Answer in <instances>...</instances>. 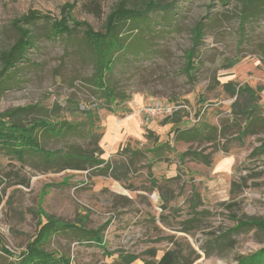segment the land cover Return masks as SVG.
Returning <instances> with one entry per match:
<instances>
[{"label": "rangeland", "instance_id": "374dc122", "mask_svg": "<svg viewBox=\"0 0 264 264\" xmlns=\"http://www.w3.org/2000/svg\"><path fill=\"white\" fill-rule=\"evenodd\" d=\"M73 1L0 0V64L1 51L19 36L15 19L33 9L61 19L62 6ZM120 1L100 0L98 14L78 1L70 14L101 31ZM156 1L173 2V9L152 12L148 23L126 32L131 50L115 54L106 77L112 102L93 81L94 54L83 28L55 37L47 23L30 27L35 42L28 59L0 84V114L33 106L25 123L44 118L82 127L84 121L85 133L40 132L38 139L49 150L102 149L97 158L104 162L62 169L40 155L20 159L0 148V264H11L34 240L43 211L78 226L44 245L69 264L132 257L131 264H155L166 252L178 264H263L264 229L247 223L264 226V0L243 23L241 0ZM246 85L257 90L256 109H244L249 102L230 93ZM151 103L188 106L144 123L141 109ZM133 115L135 131L121 125ZM178 131L203 136L188 141ZM79 228L99 236L86 239Z\"/></svg>", "mask_w": 264, "mask_h": 264}, {"label": "trees", "instance_id": "16d2710c", "mask_svg": "<svg viewBox=\"0 0 264 264\" xmlns=\"http://www.w3.org/2000/svg\"><path fill=\"white\" fill-rule=\"evenodd\" d=\"M78 1H82L85 8L92 13L98 14L100 12V0H74L68 2L62 6L61 19H54L50 14H44L38 10H30L28 13L15 19L14 25L17 27L19 36L15 43L9 48L1 51V64H0V84L5 82V78L9 76L12 70L16 69L23 60L28 59L27 54L29 49L34 45L35 37L33 36V25L40 22L49 24L52 36L70 35L73 31L83 28L85 39L93 49L94 54V74L93 81L97 85L100 91L106 95L107 99L112 102L116 95L112 91L106 82V77L111 72L116 58L115 54L118 52H129L131 45L126 43V32L135 31L140 27V23H148L150 14L152 12L162 10L168 11L173 9V2L161 4L156 0H142L139 5H128L124 0L116 4L106 18V23L101 31H95L85 21H74L71 17V10H73ZM243 4L244 14L241 16L242 23L245 20L249 8L252 7L258 0H241ZM248 10V11H247ZM200 25L196 26L195 39H199L201 36ZM264 48V47H263ZM129 50V51H128ZM194 67V60L192 56H189L188 71L191 72ZM226 86H230L229 83ZM230 93L232 96L238 95L242 97L249 104L244 106V109L253 107L257 99V90L246 85L240 88L231 87ZM35 111L33 106L16 107L11 111L0 114V148L4 149L8 153L23 159L27 152L40 155L44 158L45 162L49 166L60 165L62 169H74V170H90L95 166H99L102 159L97 158L103 153L102 149L99 152H92L89 150L87 153L79 150H73L74 146H70L68 149H64L70 156H64L62 149L49 150L46 149L38 139V134L44 132L48 135H52L56 138H63L69 133H85V122L80 125H74L70 121H51L44 118H35L30 122L25 123L22 120L26 117V114H30ZM256 110L251 111L250 114L254 115ZM88 118L91 119L90 112L88 111ZM91 125V123L89 122ZM83 129V130H82ZM87 132L91 135L92 133ZM178 137L180 139L190 140L193 136H203L201 133H191L178 131ZM192 134V135H190ZM94 136V135H92ZM189 136V137H185ZM157 149V148H156ZM157 153L159 148L156 150ZM153 152V153H154ZM140 153L136 151V155ZM108 166V165H107ZM40 217H45L46 220L40 227L37 236L34 240L28 242L26 248L22 250L15 260L11 264H69L70 258L64 255L56 254L55 252H49L45 249L44 245L49 238L61 231H77L78 226L71 222H63L53 219L47 215L46 212H41ZM260 220H255L247 225L257 226L264 229V226L258 223ZM241 226H247L245 223H240ZM241 228V227H240ZM81 229V234L86 239L92 240L99 236L98 232H91L86 229ZM101 239V238H98ZM3 252L8 255L15 256L6 247H3ZM135 258L125 259L122 264H131ZM177 257L172 252H166L162 258L155 264H178ZM147 264V263H146ZM154 264V263H153ZM264 264V262H263Z\"/></svg>", "mask_w": 264, "mask_h": 264}, {"label": "built area", "instance_id": "2783aa9c", "mask_svg": "<svg viewBox=\"0 0 264 264\" xmlns=\"http://www.w3.org/2000/svg\"><path fill=\"white\" fill-rule=\"evenodd\" d=\"M183 106L187 107L188 105H179L176 103H151L145 105L141 112L144 116V123H149L155 118H161L171 115L178 107Z\"/></svg>", "mask_w": 264, "mask_h": 264}, {"label": "crops", "instance_id": "0c3cea01", "mask_svg": "<svg viewBox=\"0 0 264 264\" xmlns=\"http://www.w3.org/2000/svg\"><path fill=\"white\" fill-rule=\"evenodd\" d=\"M135 119V120H134ZM133 120V123L136 121V123L138 122V117L133 115V116H130L129 118L127 117L124 121L121 122V125L122 126H127L131 131H135L137 130V128H134L133 126H131L130 124V121ZM138 125V124H137Z\"/></svg>", "mask_w": 264, "mask_h": 264}]
</instances>
